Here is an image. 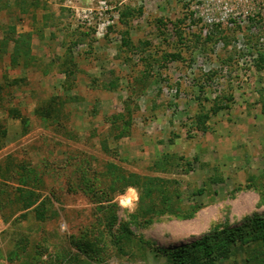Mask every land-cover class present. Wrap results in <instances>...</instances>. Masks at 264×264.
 <instances>
[{
    "label": "rangeland",
    "instance_id": "obj_1",
    "mask_svg": "<svg viewBox=\"0 0 264 264\" xmlns=\"http://www.w3.org/2000/svg\"><path fill=\"white\" fill-rule=\"evenodd\" d=\"M189 13L188 0H0V264L78 250L108 214L83 171L103 188L156 178L141 211L135 187L114 196L118 250L99 264H207L182 249L264 215V60L239 65ZM212 264H264V241Z\"/></svg>",
    "mask_w": 264,
    "mask_h": 264
},
{
    "label": "trees",
    "instance_id": "obj_2",
    "mask_svg": "<svg viewBox=\"0 0 264 264\" xmlns=\"http://www.w3.org/2000/svg\"><path fill=\"white\" fill-rule=\"evenodd\" d=\"M186 21V20H183ZM183 36V35H182ZM199 40V38L202 37L201 34H198L196 36ZM222 37V34H209L205 37L209 41H214L218 40L219 38ZM184 39V37L182 38ZM181 39V40H182ZM226 39V38H224ZM259 60H264V53L263 51L259 50ZM219 108H214L213 113H215ZM209 115H200L198 116V123L200 125H205ZM26 178H29L30 175H26ZM100 180V175L94 174V175H88L85 171H83V174L81 175L80 178V184L84 188V192L92 197V199L100 204V209H106L104 213V216L101 218V220H98L96 222H91L86 225V233L83 236H74V240L77 246V251L72 252L64 249V250H56L54 254L50 257L49 260H47L45 263L44 261H39L41 254L37 252V255L35 256V262L30 260L27 264H69L67 261L68 257L70 259H73L75 262L79 263L80 261L83 260L85 264H99L102 259L105 257L106 254L109 252L114 251L116 249V244L113 239L109 238L107 236L106 228L111 229L112 224L114 223V208L115 205L111 203L113 200L114 196L116 193H121L124 191V187L128 186H133L135 187L141 196L140 200V211L142 208H145L144 203L142 202V199L144 195H147L149 193V186L150 182L153 180V178H147L139 174H131L127 177H123V182L121 184L111 187L110 188H103L100 187V182L96 186V181ZM84 185V186H83ZM100 187V189H97ZM165 186L163 185L160 186V190L165 192ZM204 189L202 188L200 190V193H203ZM161 193V192H160ZM162 194V193H161ZM35 202V201H34ZM34 202L26 203L25 208L28 206H31ZM107 202L106 205L103 203ZM172 213H175L178 216H184V217H193L195 214L194 211L191 212H185L184 213L182 210L181 211H175V210H170ZM147 214V213H145ZM101 226H104L103 229H100ZM226 236L223 237L224 239L222 242H217L216 236L210 235L207 238H204L203 240L200 241H195L191 244V246L188 248H183L182 252L183 253H188L189 250H191L193 253L201 252L202 249L204 251V254L202 256V261L203 263L207 264H212L216 261L218 257H224L226 256L228 249L231 245H236V243L243 241L245 242L246 236L254 233V235L257 234L259 238H261L262 241H264V215L263 216H254V218L248 222L245 223L243 226L238 227V228H230L226 230ZM225 235V233H223ZM215 240V242H214ZM189 249V250H188ZM118 250V249H116ZM180 252V253H182ZM179 253V252H178ZM39 258V259H38ZM201 261V260H200ZM201 261V262H202ZM195 263L198 262L197 259L194 260Z\"/></svg>",
    "mask_w": 264,
    "mask_h": 264
},
{
    "label": "built area",
    "instance_id": "obj_3",
    "mask_svg": "<svg viewBox=\"0 0 264 264\" xmlns=\"http://www.w3.org/2000/svg\"><path fill=\"white\" fill-rule=\"evenodd\" d=\"M188 1L189 24L198 23L203 36H207L217 28L222 34L218 39V45L224 46L228 42L231 49L236 50L234 58L239 65L255 63L259 54L248 39L249 35L258 37L259 46L264 48V0ZM244 50L252 51L253 55H245Z\"/></svg>",
    "mask_w": 264,
    "mask_h": 264
},
{
    "label": "crops",
    "instance_id": "obj_4",
    "mask_svg": "<svg viewBox=\"0 0 264 264\" xmlns=\"http://www.w3.org/2000/svg\"><path fill=\"white\" fill-rule=\"evenodd\" d=\"M88 125H89V122H87V123L85 124V127H86V128H89Z\"/></svg>",
    "mask_w": 264,
    "mask_h": 264
},
{
    "label": "bare ground",
    "instance_id": "obj_5",
    "mask_svg": "<svg viewBox=\"0 0 264 264\" xmlns=\"http://www.w3.org/2000/svg\"><path fill=\"white\" fill-rule=\"evenodd\" d=\"M127 200L124 198L123 203H125ZM130 201V200H129Z\"/></svg>",
    "mask_w": 264,
    "mask_h": 264
}]
</instances>
